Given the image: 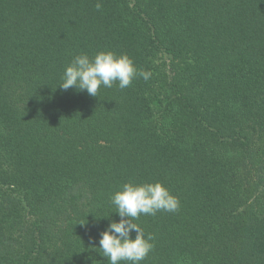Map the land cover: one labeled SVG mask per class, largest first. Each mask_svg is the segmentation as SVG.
<instances>
[{
	"label": "trees",
	"instance_id": "obj_1",
	"mask_svg": "<svg viewBox=\"0 0 264 264\" xmlns=\"http://www.w3.org/2000/svg\"><path fill=\"white\" fill-rule=\"evenodd\" d=\"M0 264H264V0H0Z\"/></svg>",
	"mask_w": 264,
	"mask_h": 264
}]
</instances>
